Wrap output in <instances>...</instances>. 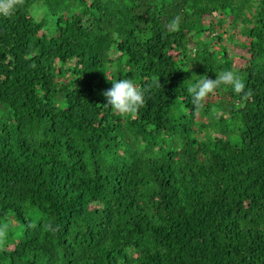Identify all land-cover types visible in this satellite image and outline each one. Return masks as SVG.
Here are the masks:
<instances>
[{
  "label": "trees",
  "instance_id": "trees-1",
  "mask_svg": "<svg viewBox=\"0 0 264 264\" xmlns=\"http://www.w3.org/2000/svg\"><path fill=\"white\" fill-rule=\"evenodd\" d=\"M229 69L251 98L225 87L194 114L186 81ZM106 77L158 86L124 118ZM0 227V264H264V0L0 16Z\"/></svg>",
  "mask_w": 264,
  "mask_h": 264
},
{
  "label": "clouds",
  "instance_id": "clouds-1",
  "mask_svg": "<svg viewBox=\"0 0 264 264\" xmlns=\"http://www.w3.org/2000/svg\"><path fill=\"white\" fill-rule=\"evenodd\" d=\"M24 0H0V16L10 17L18 7H21ZM182 22L181 16L174 17L166 25L168 32L179 31ZM217 78L210 79L207 75L197 76L193 74L192 79L188 80L187 92L192 97V105L195 109L194 114L198 115L204 108L208 98L215 94L218 89L231 88V90L241 95L242 99L247 100L252 96V90L245 91V84L240 76L234 70H223L216 72ZM107 78V77H106ZM107 80L112 84V87L101 93L107 103L103 106L112 109L114 114L124 118H135L139 110L145 104V93L152 87L158 85L153 82L146 88H140L133 79L126 78L120 80ZM185 82V83H186ZM29 228H36L34 223L27 225ZM49 231H55L52 225L45 226ZM7 240V228L0 227V250L3 249L5 241Z\"/></svg>",
  "mask_w": 264,
  "mask_h": 264
},
{
  "label": "rangeland",
  "instance_id": "rangeland-1",
  "mask_svg": "<svg viewBox=\"0 0 264 264\" xmlns=\"http://www.w3.org/2000/svg\"><path fill=\"white\" fill-rule=\"evenodd\" d=\"M232 48H233V46H232V45H230V46H229V49L231 50ZM236 64H238V62H236Z\"/></svg>",
  "mask_w": 264,
  "mask_h": 264
}]
</instances>
